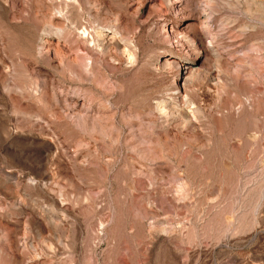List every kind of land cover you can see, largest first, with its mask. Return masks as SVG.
<instances>
[{
  "label": "rangeland",
  "instance_id": "obj_1",
  "mask_svg": "<svg viewBox=\"0 0 264 264\" xmlns=\"http://www.w3.org/2000/svg\"><path fill=\"white\" fill-rule=\"evenodd\" d=\"M0 264H264V0H0Z\"/></svg>",
  "mask_w": 264,
  "mask_h": 264
}]
</instances>
